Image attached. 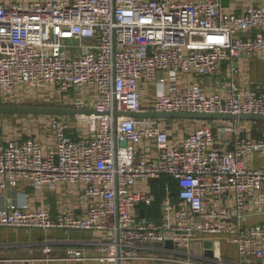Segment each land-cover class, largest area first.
I'll list each match as a JSON object with an SVG mask.
<instances>
[{
    "label": "built area",
    "instance_id": "obj_1",
    "mask_svg": "<svg viewBox=\"0 0 264 264\" xmlns=\"http://www.w3.org/2000/svg\"><path fill=\"white\" fill-rule=\"evenodd\" d=\"M260 55L256 2L237 12L223 0H0V105L91 110L45 115L39 132L29 122L8 138L0 118V190H67L83 205L57 218L45 204L0 209V229L92 232L63 252L0 245V264H264V222L250 223L264 215V166L252 161H264V128L255 136L252 120L202 119L178 134L187 120L125 114L264 115V90L242 88L235 65ZM213 74L209 90L202 81ZM165 175L173 186L164 194L161 184L159 217L142 215Z\"/></svg>",
    "mask_w": 264,
    "mask_h": 264
},
{
    "label": "crops",
    "instance_id": "obj_2",
    "mask_svg": "<svg viewBox=\"0 0 264 264\" xmlns=\"http://www.w3.org/2000/svg\"><path fill=\"white\" fill-rule=\"evenodd\" d=\"M256 2L259 4H264V0H229V6L228 8L230 10H235L237 12H241L248 4ZM236 67L239 69L238 74V81L242 88H252V89H258V90H264V56H255V57H249V58H240L236 63ZM220 74H223L225 77H229L231 75L229 70V65L225 63L222 66V70ZM218 75H208L203 82L204 86L209 89H215L217 87V79ZM227 83L230 81V79H226ZM4 118L2 120L8 124V130L5 126L4 128V137L8 138L11 135H14L13 127L14 123H12L8 118L5 119V117H9L7 114H3ZM183 120V119H181ZM200 120L202 119H193L191 122L194 124H200ZM251 120H245V122H248ZM254 121V120H252ZM259 121V120H257ZM190 121H185L182 123H187ZM256 122V121H255ZM247 124V123H246ZM264 128V121L262 123L256 122V128L254 130V135L259 136L260 132ZM5 133L7 136H5ZM70 134L73 136H76V133L70 131ZM5 146V141H0V148ZM253 163L255 166H264V161L260 159L258 156L253 157ZM163 180L160 182V184L163 185ZM157 183V181H156ZM156 183H154V186L156 187ZM169 185H172V182L170 180ZM161 186V185H160ZM173 186V185H172ZM42 204L47 205L48 209L51 212V215L53 218H57V216L60 214L63 206H68L70 208L74 207L75 211L78 213H82L83 205L77 204V195L76 193H69L67 190H62L61 192L51 193V192H45L40 194L38 191L34 190L31 186H13L6 190H0V209L8 208V207H20V208H37L40 207ZM255 220H261L264 222V215L257 216L256 218L252 217L250 223H252ZM4 230H13L17 233V235H22L21 237H24L25 234L28 236H34V235H41V232L43 230L41 229H34L31 231H26L24 229H4ZM35 232H39L35 233ZM86 233V232H85ZM199 243V242H198ZM27 246V245H24ZM36 246V245H32ZM198 247V245L196 244ZM221 247L223 249V254H227L228 256L231 254L235 256L236 248L234 246L229 245L226 241H223L221 243ZM61 252V251H60ZM19 252H15L17 254ZM29 254V253H28ZM26 254V255H28Z\"/></svg>",
    "mask_w": 264,
    "mask_h": 264
},
{
    "label": "rangeland",
    "instance_id": "obj_3",
    "mask_svg": "<svg viewBox=\"0 0 264 264\" xmlns=\"http://www.w3.org/2000/svg\"><path fill=\"white\" fill-rule=\"evenodd\" d=\"M154 89V86H152ZM9 117H5V119H9L12 123H14L13 131L14 135L19 134L22 129L21 127L24 125H28L29 122H31L28 127L26 128L27 132L30 133H37L39 130L44 128L45 125H47L46 120L49 119V117H39L37 114H31V113H19V114H13L9 115ZM0 118H4L3 114H0ZM170 119V118H166ZM180 119V118H179ZM190 121L188 124H181V127L177 131L178 134H184L187 132V129H191L195 127L197 124H194L191 122L193 119H183ZM263 121V120H259ZM188 127V128H186ZM13 136V135H11ZM163 190L165 194V190H167V186L170 183V180L173 184V180L169 176L163 177ZM160 181H157L156 183V192L160 195L161 193V186ZM160 209V204L158 203ZM157 219V218H154ZM40 234L39 232H35ZM94 234L99 235L98 232L94 231ZM22 235H17V233L13 230H4L0 229V245H10L7 253H14L19 252L20 255H26V254H41L43 253V250L41 247H35L32 245L39 244V243H52L57 249L61 252L66 251L67 247L71 245V242L78 240L79 238H89L92 236V232L87 231L86 233H81L79 231H73L70 233H66L65 231H49V230H43L41 232V235H34V236H28L25 234L24 237H21ZM20 245V246H16ZM27 245V246H24Z\"/></svg>",
    "mask_w": 264,
    "mask_h": 264
},
{
    "label": "water",
    "instance_id": "obj_4",
    "mask_svg": "<svg viewBox=\"0 0 264 264\" xmlns=\"http://www.w3.org/2000/svg\"><path fill=\"white\" fill-rule=\"evenodd\" d=\"M224 6H229V0H223ZM91 110H80L67 107H40V106H28V105H0V114H19V113H31V114H54V115H77L82 113H90ZM126 115L133 116H148L159 118H180V119H230V120H263L264 115H236V114H219V113H189V112H173V113H159V112H147V113H134L126 112ZM124 144L126 142L124 141ZM170 244V242H167ZM213 244L212 240L205 241V246L210 248ZM207 255H212L211 250L206 251Z\"/></svg>",
    "mask_w": 264,
    "mask_h": 264
},
{
    "label": "trees",
    "instance_id": "obj_5",
    "mask_svg": "<svg viewBox=\"0 0 264 264\" xmlns=\"http://www.w3.org/2000/svg\"><path fill=\"white\" fill-rule=\"evenodd\" d=\"M21 105L40 106V107H67L66 104L53 102L50 99H38L36 101L26 102V103L21 104ZM67 108H69V107H67ZM37 115H39L40 117H43L45 115H51V114H37ZM52 115H54V114H52ZM54 116H59V115H54ZM256 122L262 123V121H256ZM161 180H159V181L162 182ZM154 183H156V181ZM158 196H159V200L152 206H146L144 204L139 205V207H138L139 212L142 215H146V216L151 217V218H158L159 213H160V209H158L157 207H159L158 203L160 201L161 194L160 195L158 194Z\"/></svg>",
    "mask_w": 264,
    "mask_h": 264
}]
</instances>
